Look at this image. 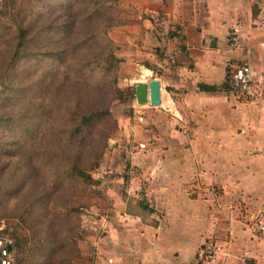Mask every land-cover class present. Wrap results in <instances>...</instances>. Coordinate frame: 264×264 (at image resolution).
<instances>
[{
	"label": "crops",
	"instance_id": "crops-1",
	"mask_svg": "<svg viewBox=\"0 0 264 264\" xmlns=\"http://www.w3.org/2000/svg\"><path fill=\"white\" fill-rule=\"evenodd\" d=\"M125 8L111 37L135 116L123 120L125 146H113L106 164L116 175L113 210L131 227L125 254L100 239L89 264H264V239L246 223L256 212L264 221V99L245 101L229 83L242 64L264 72V0H127ZM153 80L161 105L139 106L135 87ZM244 203L252 209L240 220ZM136 204L150 214H128ZM209 241L221 250L215 261L204 258Z\"/></svg>",
	"mask_w": 264,
	"mask_h": 264
},
{
	"label": "trees",
	"instance_id": "trees-1",
	"mask_svg": "<svg viewBox=\"0 0 264 264\" xmlns=\"http://www.w3.org/2000/svg\"><path fill=\"white\" fill-rule=\"evenodd\" d=\"M77 1L79 2V0H31L28 9L25 10L26 13L20 14L14 32L11 31L10 36L9 33L5 34L6 41L9 40L11 61L4 74L6 78L2 83L4 90L0 93V99L3 97L1 104L3 107L6 106L4 100L13 103L15 98L22 99L24 93L20 96L22 89L18 88L13 78L14 74L17 76L16 65L29 64L25 68L28 75L32 66L35 67L31 75L35 77L36 86L30 85L23 92L29 94L35 92L42 102L34 108L33 118L25 117L20 120L0 112V130L9 127V133L0 141L2 152L0 154L6 150L11 153L17 152L30 162L36 144L50 130L44 125L45 115L43 117L41 115L59 114L60 127L54 131L59 135V140L53 145L55 150L51 157H56L58 165L55 172H60L59 179L70 180L77 188L76 191L79 190V183L94 181L89 171L99 167L107 147V139L116 128V121L110 110L111 101L113 99L122 101L125 98V93L118 87L119 67L123 60L116 55L119 47L108 34L110 29L117 26L112 13L113 3L117 0H80L79 6ZM77 27L79 29H76ZM75 50L83 55L79 54V61L74 64L72 53ZM93 66L99 67L105 76L102 81L105 93L102 95L99 93L92 107L89 108L90 102L87 100L85 103L87 105L83 104L85 97L80 98V93L74 104L71 96L68 98L67 95L62 97L55 95L60 91L58 86L65 77L66 87L72 89L69 86L72 78H68L70 69L76 70L73 74L83 76L82 73L87 69L91 70ZM222 88L227 89V84ZM200 89L207 92L219 90L218 87L205 85H201ZM60 92L58 95H61ZM67 92L70 93V90ZM52 97H56V104ZM16 132L20 134L16 135ZM83 143L90 145L86 152L82 150ZM49 153L50 150L46 149L45 154ZM29 162H25L26 167L19 175L21 177L18 184H26L29 173H32V177L38 174L39 165ZM17 176L14 174L13 179ZM39 204L47 206L48 201L35 200L26 211L34 215ZM43 210L46 217L51 214L50 211L54 212L51 206ZM14 240L20 253L18 264H53L50 255L47 257L41 254L48 246V244L45 246V242L37 241L35 236L19 237L17 234L14 235ZM49 244L50 252L57 250L58 244L55 239H51Z\"/></svg>",
	"mask_w": 264,
	"mask_h": 264
},
{
	"label": "rangeland",
	"instance_id": "rangeland-1",
	"mask_svg": "<svg viewBox=\"0 0 264 264\" xmlns=\"http://www.w3.org/2000/svg\"><path fill=\"white\" fill-rule=\"evenodd\" d=\"M30 2L31 0H0V38L3 36L0 39V93L4 90V85L2 84L3 80L6 79L4 74L11 61L9 40L6 41L5 34L9 33L8 36H10L11 31L14 32L15 24L20 14L26 13L25 10L28 9ZM80 2V0L79 2L77 1L78 6ZM126 3L127 0H117L113 3L114 11L112 13L115 21H117L116 27L125 24ZM116 27L108 31L110 37ZM76 29H79V27ZM80 53L78 50L73 51L74 64L79 61L80 55H83ZM27 66H29L27 63L16 65L17 76L13 75V78H15L14 82L18 84V88L22 89L20 96L24 93L23 98H15L13 103H8L7 100H4L5 107L1 105L3 97L0 99V112L20 120L25 119V117L33 118L34 108L42 102L35 92L30 94L23 92L30 85L36 86L35 77L31 75L35 67L32 66V70H30L28 75V70H25ZM93 67L91 70L87 69L86 72H83V76L78 73L73 74L76 70L74 68L70 69L68 78H72L69 82V86L72 89L66 87V77L62 78L63 80L60 81V86H58L61 91H58V94L60 92L61 95L56 93L55 95L57 97L67 95L68 98L71 96L74 104V100L80 93V98L85 97L83 104L87 105L85 104L87 100L90 102L89 108L92 107L99 93L100 95L103 92L105 93L102 85L105 76L102 75L99 67ZM121 67L122 64L119 67L118 87L125 93V98L122 101L119 99L111 101L110 110L113 119L116 121V128L112 130L107 139V147L104 150L103 159L99 167L89 171L94 179L93 182L79 183V190L76 191L77 188H75L74 183L67 179L60 180V172H55L58 164L56 165V157L53 158L51 155H53L55 150L53 145L59 140V135L54 133L61 122V120H58L59 114H56V116L49 113L41 115L42 117L45 115L46 124L44 125L48 126L50 130L36 144L30 162L27 161L28 158L20 156L17 152L11 153L6 152V150L3 154H0V234L13 239L16 234L19 237L23 235L35 236L38 239L37 241L45 242V246L47 244L50 246L49 241L55 239L58 244L56 251L50 252V247L47 246L41 252L47 257L50 255L51 259H53V264H89L90 257L94 252L95 241L100 239H104L101 242L104 247L107 248V245H111L110 241H112L114 247H118L117 249L120 247L119 253L125 254L126 252V238L128 235L126 228L131 226H126L125 224H131V221L129 219L124 222L118 221L116 212L113 210L112 192L114 190L111 189L113 185L110 182V178L116 175L110 174L111 168H109V164H106L107 161L109 162L107 158L112 153V147L119 144V141H121L122 145L126 142V137L121 132V130L125 129L122 126L123 120L127 119L126 116H129L131 122H133L132 120L135 116L127 104L129 97H131L129 90H126L129 79L124 72L123 76H121ZM67 90H70V93ZM68 98H66L67 101ZM52 100L55 101V104L57 103L56 97H52ZM63 112L65 113V111ZM6 133H9L8 126L5 130H0V141L5 138ZM19 134L16 132V135ZM134 140V136L130 137L129 141L132 142L130 146L133 145ZM89 146L83 143L84 149L82 150L88 151L90 149ZM46 149L50 150L48 155L45 154ZM0 153L2 152L0 151ZM25 162L36 163L40 169L34 177H32V173L28 174L26 184H18L21 177L19 175L23 173L24 170L22 169L26 167ZM18 169L19 172L17 171ZM14 174L18 175L16 179H13ZM59 180L64 183L59 182ZM40 199H46L48 201L47 206H51L54 210L53 213L50 211L51 214L47 217L43 210L47 206L41 204L37 205L34 215L26 211L30 203ZM251 209V205L249 206L245 203L238 205L236 211L240 213L239 219L242 220L243 216L241 214L244 215L246 213L244 212L245 210ZM121 214L124 215V213ZM128 214L147 216L150 213H148V210L140 209L139 205L136 204L131 210H128ZM102 221L111 222L110 226L105 228L102 225ZM246 223L248 224V222Z\"/></svg>",
	"mask_w": 264,
	"mask_h": 264
},
{
	"label": "built area",
	"instance_id": "built-area-1",
	"mask_svg": "<svg viewBox=\"0 0 264 264\" xmlns=\"http://www.w3.org/2000/svg\"><path fill=\"white\" fill-rule=\"evenodd\" d=\"M264 28V22L260 24ZM239 27H233L231 41L234 45L239 44ZM229 83L232 91L248 102L264 99V72L257 73L248 64L234 67L229 73ZM143 119L140 117L139 121ZM140 148H145L140 145ZM247 222L252 227L254 234L264 239V221L262 213H251L247 216ZM221 250L213 241H209L204 248L206 261H215ZM19 251L15 240L9 236L0 234V264H18Z\"/></svg>",
	"mask_w": 264,
	"mask_h": 264
},
{
	"label": "water",
	"instance_id": "water-1",
	"mask_svg": "<svg viewBox=\"0 0 264 264\" xmlns=\"http://www.w3.org/2000/svg\"><path fill=\"white\" fill-rule=\"evenodd\" d=\"M148 90L150 99L148 101ZM135 98L139 106L150 103L152 107L161 105V88L158 80H153L149 85L139 84L135 87Z\"/></svg>",
	"mask_w": 264,
	"mask_h": 264
}]
</instances>
